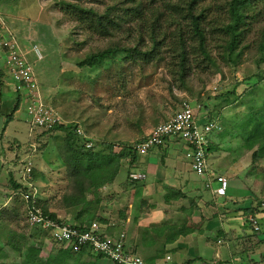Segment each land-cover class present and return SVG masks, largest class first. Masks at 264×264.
<instances>
[{"label": "rangeland", "instance_id": "rangeland-1", "mask_svg": "<svg viewBox=\"0 0 264 264\" xmlns=\"http://www.w3.org/2000/svg\"><path fill=\"white\" fill-rule=\"evenodd\" d=\"M62 2L102 10L110 0H0V9L6 6L13 8L19 16L21 13L28 16L24 19L25 29L29 27L25 33L26 39L18 34L21 37L18 40L27 51V59L34 68L43 101L56 109L65 125L81 128L94 145L111 143L115 152L120 150L121 145L131 143L143 135L144 131L140 129L137 119L145 121V124L154 118L165 120L185 100L192 105L198 117L206 116L217 120L221 129L211 132L209 137L215 138L214 144L218 147V152L209 150L207 156L209 166L213 159L211 167L216 174L224 173V169H228L230 173V186L226 196L221 197L217 203L211 194L212 197L200 194L197 190L190 197L185 194L186 200L181 198L172 203L176 208L170 221L187 222V218H190L185 223L186 226L202 228L201 234L206 237L200 242L211 244L212 248L214 244L229 246L230 251L238 257L239 264H264V239H256L254 231L257 230L248 224L249 218L246 221L244 218V209L250 207L259 222V230L263 229L264 156L257 159L252 157L255 141H244L241 129L264 100V60H260L255 47L259 32L264 28V0L257 5L260 14L256 21L252 20L251 30L244 39L243 54L235 67L225 65L219 60L218 50L213 49L218 56V66L203 68L202 65L196 66L193 63L183 80L172 73L170 67L173 58L170 51L165 50L161 51L162 58L158 54L152 58L137 55L135 59H131L120 54L114 60H105L97 67L77 66V62L86 54L105 47L109 37L76 21L66 12ZM125 26L134 27L135 24L129 22ZM18 27L20 25L16 24L15 28ZM122 31L128 46L133 45L137 32L133 30L131 35H126L127 32ZM144 38L143 45H148V39ZM34 44L40 48L41 59H37V55L30 51ZM234 88L235 94L232 93ZM53 137L62 141L63 132H56ZM51 147L52 145L48 146L47 153L51 151ZM174 150L181 153L178 146ZM148 156L154 155L151 151L142 155L144 158ZM127 162L129 164V160ZM125 164L127 163H123V170L126 172L128 167ZM127 180L126 178L124 182L125 187H128ZM60 188L53 194H48L49 196L44 195V202H56L64 190V187L62 191ZM100 193L101 205L98 210L90 213L91 220L106 225L108 231H123L126 229L122 221L126 216V209L123 210L118 205L122 197H119V188L105 190L102 187ZM129 202L128 193L125 194L124 205L128 207ZM152 202L156 203V200ZM224 202L228 203L226 207L223 206ZM180 204L185 206V210L178 208ZM56 212L74 222L72 211ZM100 218L105 219V222ZM149 219L154 218H144ZM204 219L213 220L212 223L209 221L204 224ZM20 222V229L32 235L31 244L40 247L39 256L42 259L60 248L58 244L47 243L46 235L39 228L26 223L24 218L21 217ZM151 225L153 223L149 224ZM144 227L146 226H138L136 233ZM219 231L223 234L218 235ZM197 243L198 241L193 246H199ZM3 244L4 241L0 242V248ZM138 253L142 258L145 256L141 251ZM85 258L87 261L91 260L87 256ZM148 258L149 256H145V259ZM5 260L15 263L21 259L12 251ZM98 263L112 264L106 258L98 260Z\"/></svg>", "mask_w": 264, "mask_h": 264}, {"label": "trees", "instance_id": "trees-1", "mask_svg": "<svg viewBox=\"0 0 264 264\" xmlns=\"http://www.w3.org/2000/svg\"><path fill=\"white\" fill-rule=\"evenodd\" d=\"M261 1L110 0L102 10L78 3H62L66 12L76 21L93 27L94 32L100 35L109 37L105 47L86 54L77 62V66L97 67L105 60H114L120 54L131 59H135L137 55L152 58L158 54L162 58L161 51L165 50L170 51L173 58L170 67L172 73L183 80L193 63L196 66L202 65L203 68L218 66V56L213 49L218 50L219 60L225 65L235 67L239 63L245 46L244 39L251 30L252 20L256 21L260 14L257 5ZM129 22H134L135 26L125 28V24ZM122 30L127 32L126 35H131L133 30L137 32L133 45L128 46ZM144 37L148 39V45H143ZM210 45L214 47L211 48ZM255 47L256 52L260 54V60L263 61L264 28L259 32ZM235 92L234 88L232 93ZM241 129L244 141H255L252 157L257 159L264 156V100ZM55 130L63 132L59 151L66 168V187L56 202L48 204L40 200L39 206L52 218L57 217L56 210L72 211L74 223L85 226L92 221L90 213L100 208V189L119 178L121 161L124 158H129V163L132 164L137 158V153L131 149L130 143L121 145L122 148L118 152L114 151L111 143L104 146L93 144L86 148L84 144L87 140L79 136L72 125L60 124L45 131ZM209 150H213L211 145L208 146ZM33 176L34 179L37 177L36 174ZM18 187L19 185L15 186ZM180 199L186 200L185 195L181 192L173 193L170 203ZM193 206L195 207L194 204ZM52 207L55 210H51ZM178 208L185 210L182 204ZM244 210L245 221L249 218L248 224L252 225L250 218H255V212L250 207ZM2 217L0 215V220ZM100 219L105 222V219ZM202 221H205L204 224L207 222L206 219ZM192 232L203 231L202 228L195 229L192 225L172 222L146 226L141 230V239L135 244L136 247L134 245L133 252L139 246L150 248L158 244L160 247L155 255H162L166 244ZM254 233L257 240L264 239V227ZM0 234L4 241L3 247L0 248V264H99L98 260L104 259L103 255L96 254L86 246L77 251L58 248L55 253L42 259L39 256L40 247L31 244L33 237L24 229L7 228ZM222 234V231L218 232V235ZM12 251L19 255L20 262L8 263L5 260ZM85 256L91 260L87 261Z\"/></svg>", "mask_w": 264, "mask_h": 264}, {"label": "crops", "instance_id": "crops-1", "mask_svg": "<svg viewBox=\"0 0 264 264\" xmlns=\"http://www.w3.org/2000/svg\"><path fill=\"white\" fill-rule=\"evenodd\" d=\"M1 9L8 27L17 34V38L20 40L21 37L19 38L18 34H21L22 38L26 39L25 33L29 27L25 29L24 19L28 18V16H25V13H21L19 16L13 8L12 10L6 6L1 7ZM16 24L20 25V27L15 28ZM20 47L22 48L21 44ZM197 118L200 123L211 120L206 116H197ZM165 120L154 118L151 122H146L145 124V121L137 119L136 122L138 125L140 124V129H143L144 133L141 137L134 140L143 138L151 128ZM56 132L61 131L48 132L37 127L30 130L26 119L23 94L17 92L14 88L12 79L7 71L5 49L0 47V215L1 217L3 216V219L0 220V232L2 230L5 231L7 228L20 229V218L25 219V201L21 193L27 190L26 186L22 184L19 175L22 161L27 159L32 161V182L36 190L38 205L39 201L44 199V195L53 194L59 187H61V191L63 187H66V168L58 150L62 141L53 137ZM85 139L89 140V137L86 136ZM214 140L215 138L209 137L208 146L211 145L213 151L217 153L218 147L215 146ZM49 145H52V147L50 148L51 151L49 150L50 152L47 153ZM177 146L181 152L180 154L174 150ZM186 147L181 141L167 140L162 146L154 147L150 150L154 156L142 157V155H146L150 151L145 154H139L132 164H128L127 161L129 159L124 158V161H121L120 177L112 184L103 186L105 190H112L115 187L119 188V197H122L118 205L123 210L126 209V216L124 215L122 221H124V226L127 229H124L123 232L128 250L132 249L131 251H133L134 245L141 239L140 229L136 233L138 226H149L150 223L172 222L185 224L189 222L188 219L190 220V218L187 217V222L180 220L179 222L170 221L176 208L174 204L170 203V200L173 199V193L181 192L189 196L197 190L200 194H211L219 203L218 200L220 201L221 197H216L211 191L204 189V178L196 175L191 170L189 161L185 156ZM212 162L213 159L211 160V166ZM123 163H127L125 164L128 167L126 172L123 170ZM211 166L210 174H215ZM131 173H143L144 177L132 179L129 178ZM33 174L37 175L35 179ZM219 174L224 175L227 179L230 176L228 169H224V173ZM126 178L128 179L127 182H129L126 184L128 187L124 185ZM16 185H19V187L15 188ZM128 193L130 202L127 207L124 205V197ZM154 199L156 203L152 202ZM141 205L142 208H140ZM148 205L150 208L147 209L146 206ZM226 205L228 203L224 202L223 206L226 207ZM198 206L201 207V204L198 203ZM51 210L55 209L52 207ZM57 217L62 221H68L66 217L59 213H57ZM145 217L154 219L144 220ZM212 220H207V222L209 223ZM103 230L113 236L122 232L114 231V229L108 231L106 225H103ZM204 236V234L196 232L181 235L174 242L165 245L162 255H155L160 247L158 244L150 248L139 246L134 252L139 254L138 252L141 251L145 256H149L148 259L143 256L146 264H163L168 255L171 257L169 264H187L188 262L189 264H239L238 257L230 251L229 246H216L214 244L215 246L212 248L211 244L205 245V243L200 242L206 239ZM2 241L3 237L0 234V242ZM196 241H198L197 244L199 246L196 245L194 247L193 244L195 245Z\"/></svg>", "mask_w": 264, "mask_h": 264}, {"label": "built area", "instance_id": "built-area-1", "mask_svg": "<svg viewBox=\"0 0 264 264\" xmlns=\"http://www.w3.org/2000/svg\"><path fill=\"white\" fill-rule=\"evenodd\" d=\"M0 47L6 52L7 71L12 79L14 88L23 94L25 113L30 130L41 128L50 130L64 124L61 115L55 108L46 104L40 93L38 80L34 68L27 59V51L20 47L17 35L6 24L0 9ZM42 58L37 44L31 50ZM221 125L217 120L211 119L199 122L194 108L188 101H184L165 121L158 123L143 137L130 143L131 149L137 154H145L154 147L162 146L167 140H178L186 147L185 156L189 161L191 170L204 178L203 188L211 191L216 197L226 195L229 181L222 174H210L208 163L209 134L220 130ZM79 136L86 138L84 131L77 127L74 130ZM85 147L90 148L93 143L85 142ZM122 147H119L121 149ZM32 161H22L19 169L21 182L26 186V192L21 193L25 201V221L30 226L39 228L45 235L47 243L58 244L62 249L77 251L81 247H89L96 254L116 264H146L136 252L125 247V234L119 232L113 236L103 230V225L91 221L88 225L80 226L74 222L62 221L59 217L52 218L45 214L38 205L36 190L32 182ZM130 178H143V173H131ZM254 230H259L256 218H250ZM171 257L168 255L163 264H169Z\"/></svg>", "mask_w": 264, "mask_h": 264}]
</instances>
